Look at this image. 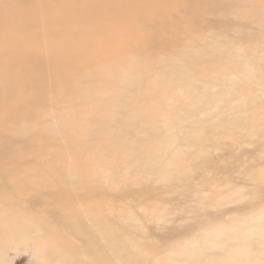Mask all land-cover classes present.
I'll return each instance as SVG.
<instances>
[{
    "label": "rangeland",
    "instance_id": "rangeland-1",
    "mask_svg": "<svg viewBox=\"0 0 264 264\" xmlns=\"http://www.w3.org/2000/svg\"><path fill=\"white\" fill-rule=\"evenodd\" d=\"M138 1L141 0L130 2L139 4ZM155 2L156 5L163 4L158 15L151 9L148 13L120 17V12L118 13V9L115 8L109 11L110 13L96 17V21L89 28L90 31L91 29L98 31L94 37L72 32L71 27L80 29L82 24L79 18L81 13H72L71 32L62 48L74 53L70 56L61 52L63 56H59V60L58 57L56 58L57 64L51 69L35 72L33 67H48L47 57L53 56L52 54L48 56L42 54L34 64L31 63L32 66L21 65L18 66L19 69L7 68L8 65L3 64L4 61L0 57V213L26 212L31 219L36 220V224L52 222L50 228L53 226L59 234L67 236L74 245L83 246L86 245V240L77 236L70 226L67 220L68 213L62 211L65 208L63 203L59 201L56 203L48 197L50 191L61 186L72 191L81 187L87 189L88 193L80 198L74 192L77 201L74 202L73 207L75 212L86 209L83 214L85 223L88 224L92 217L87 212L89 210L95 211L96 219L98 215L99 217L110 215V232H116L117 236H120L123 227L128 228L127 232L133 227L134 219L130 218L131 215L141 216L140 225H143V231L137 234L142 236L146 233L152 237L150 238L152 243L165 244L168 249L173 245L180 246L183 237L168 233L167 230L172 227L167 228V224L166 231L160 228L162 222L159 224L154 220V215L159 210L154 213L152 209L149 210L151 215L147 214V219H144V207L147 204H159L160 214L167 221L184 217L182 221H178L177 226L191 222V215L187 214L184 208L199 204L203 207L199 213L211 214L201 219V227L214 228L235 218L239 219L236 224H242L243 216L250 211L249 209L246 211V205L249 203L255 204L257 211L264 209V146L260 147L259 139L248 134L247 137L243 134L236 140L231 136L230 139H221L225 143H235L233 155L216 159L214 167L209 169L208 185L202 183L200 178L199 180L195 178L192 182L195 187L199 185L201 192L205 194L210 190L215 192L210 206H204L209 200L203 193L197 200L193 196L190 197L191 194L184 197L183 193L189 190L183 186L174 192L167 189V193L156 196L154 189H157L158 184L156 186L149 179L147 183L142 182L143 175L139 170L134 171L133 174V166L137 162L132 151L133 144L136 145L134 142L137 140L142 142L147 131L155 132L156 129L153 126L151 128L144 126L148 124H143L144 115H149V122L157 125L154 104L165 99L161 93L154 94L153 88L145 86L142 80L141 89L134 87L131 90L134 93L131 96L136 95L133 99L145 109L139 127L136 125V129H133V124L130 126L129 122L125 121L124 108L123 114H120L119 106L124 103L125 96V88L120 87L121 82L124 81L125 72L132 71L138 59H140L141 71L144 75L145 73L150 75L149 71L151 72L154 67L148 66L145 72V60H149L152 65L162 67L161 61L163 62L165 57L180 54L185 47L191 46L196 38L201 42L204 37L216 33L215 40L219 43L224 36L228 37L223 45H236L249 51H256L259 57L258 72L264 74V0L233 2L230 0L227 1V6L213 10L210 6L215 5L216 0H156ZM1 6L0 16L3 12V4ZM68 8L72 9L70 5ZM98 8L92 7L88 11L89 14L92 15ZM12 27L15 25H11L10 28ZM60 29L56 28V31ZM241 29L243 31L239 32ZM39 30L41 29H27L25 33L19 34V38L15 36L10 40L27 39L20 47L25 50L35 47L36 42L42 43L43 47L46 41L44 37L34 36V32ZM46 31L44 27L42 33ZM243 32L254 33V38L247 40L245 36L241 37L240 34ZM3 35L10 37L8 33ZM29 41H34L32 47L26 46ZM85 46H88L89 50L81 52ZM216 52L209 54L208 62L202 61L196 67L194 65L197 71L195 78L198 82L206 81L213 85L212 80L220 79L219 76L224 73L228 77H235L233 75L237 70L230 69V60L223 59V62L230 64L228 70L214 63L213 56L218 55ZM89 69L93 76L89 75ZM23 70L28 71L20 76ZM25 77L34 78V82L29 83ZM242 89L245 90L241 91V95L255 92L259 97V103H262L259 106L264 110L263 81L243 85ZM248 107L243 106V109ZM179 110L180 107L177 108V111ZM126 111L133 112L131 107ZM119 124L123 126L121 129ZM125 125L126 130L127 126H130L128 131L131 133L128 137L130 141L128 149H125V132H127ZM23 128L31 130L32 134L24 135ZM261 132L264 134V128ZM195 134H200L199 130ZM210 151L216 158L222 155L221 151L215 152L213 149ZM142 152L143 150L140 151ZM238 155L241 158H238ZM117 167L118 170L123 169L119 172V178H123L125 168L128 172H132V176L120 182L118 179L117 184L113 183L107 193V181L102 180L101 175L107 172V168L117 170ZM53 169L73 174L78 172V174L73 177L74 179L72 178L73 181L64 178L67 182H61L58 186L56 185L59 183L58 176ZM173 169V166L168 167L170 172H173ZM252 173L257 175L256 178H252L250 175ZM125 184L128 185L126 190L128 193L125 195L124 192L123 195L122 190H118ZM147 186L151 187L153 192L148 191L145 199L141 201L139 193L137 195L135 193ZM100 187L105 189L106 196L102 195L103 198L100 195ZM83 189L78 190L79 194L85 193ZM94 189H97L96 192ZM72 191H68V198ZM114 193L117 195L114 196ZM12 204L16 207H10ZM241 207L245 210H240ZM69 208L72 211V207ZM112 215L117 217L116 221ZM125 218L131 220L130 224L129 221L127 225L124 224ZM95 226L101 228V218H98ZM130 236L133 237V232ZM139 241L142 242L140 237ZM17 247L16 250L9 251L10 261L7 264H39L36 257L30 255L31 251L25 243L18 244Z\"/></svg>",
    "mask_w": 264,
    "mask_h": 264
},
{
    "label": "bare ground",
    "instance_id": "bare-ground-1",
    "mask_svg": "<svg viewBox=\"0 0 264 264\" xmlns=\"http://www.w3.org/2000/svg\"><path fill=\"white\" fill-rule=\"evenodd\" d=\"M130 1L133 0H0V13L2 11L1 4H3V12L0 16V57L4 61L3 64H7V68L10 69H19L18 66L21 65L22 67H30L32 66L31 63L34 64L42 54L45 56L52 54L53 56L47 57L48 67H33L35 72L45 71L57 64L56 58L58 57L59 60V56H63L60 54L61 52L71 56V53L74 52L68 49L64 50L62 45L71 32L70 23L74 12L75 14L76 12L81 13L79 18L82 24L80 29L71 27L73 28L72 32H80L81 35L94 37L98 31L93 29L90 31V25L96 21V17L115 8L118 9V13L120 12V17H125L135 13H148L151 9L158 15L163 7V4L156 5V0H141L138 1L139 4H132ZM227 1L230 0H216L215 5L210 6V4L209 6L211 10L219 9L227 6ZM233 1L231 0V2ZM69 5L72 9L68 8ZM92 7L99 8L90 15L88 11ZM207 12L211 11L207 10ZM27 18L28 20H26ZM11 25H15V27L10 28ZM44 27L47 31L42 33ZM35 28L41 29L34 32L35 38L44 37L46 40L43 47L42 43L38 42H36L35 47H32L34 41H29L26 46L32 48L25 50L20 47L27 39L10 40V38L14 39L15 36L18 37L20 33H25L27 29L33 30ZM56 28L61 29L56 31ZM242 31V29L239 30V32ZM5 33L10 34V37L3 35ZM240 36H245L247 40H251L254 38V33L243 32ZM215 37L216 33L214 35L211 33V35L204 37L201 42H198L197 38L194 39L191 46L185 47L180 54L176 53L170 57H165L164 61H161L162 67L152 65L149 60H145V72L148 66L154 67L151 72L149 71L150 75L146 73L144 75L140 69V59H138L133 70L125 72L124 81L121 82L120 87L125 88V96L123 98L124 103L119 106L120 114H123L124 108L125 121L129 122L130 126L133 124V129H136V125L139 127L140 118L145 109L137 103L136 99H133L136 95L131 96L134 95L131 91L132 88L141 89L140 83L144 80L145 86L153 88L154 94L161 93L165 97L163 103L156 102L154 104L157 125H152L148 119L149 115H144L143 124L148 123L144 126L150 128L153 126L156 128L155 132L147 131L142 142L138 140L134 142L136 145L133 144L132 150L137 159L136 165L133 166V174L134 171L139 170L143 175L141 177L142 182L147 183V179H149L156 186L158 184L157 192L154 189L156 196L164 194L167 189L174 192L183 186L189 190L183 193L184 197L191 194L190 197L193 196L197 200L203 192H201L199 185L198 187L193 185L192 182L195 178L198 180L200 178L202 183L208 185L210 182L209 169L214 167L217 162L216 159L233 155L235 143H225L221 141L223 138L230 139L231 136L236 140L243 134L244 137H247L248 134L259 139L260 147L264 146V134L261 132L264 128V110L259 106L262 103H259V97L255 92L249 93V95H241V91L245 90L242 89L243 85L247 86L259 80L264 82V74L258 72L259 57L257 52L236 45H223L224 41L228 39L227 36H224L220 43L215 40ZM86 50H89L88 46L83 47L81 52ZM212 52L218 53V55L213 56V61L220 68L223 66V69L227 68L228 70L230 64L223 62V59L230 60V69L237 70L236 74L233 75L235 77H228L224 73L219 76L220 79L212 80L213 85L211 82L204 81L202 83L196 80L197 71L196 68L194 69V65L196 67L202 61L208 62L209 54ZM6 70L9 71V69ZM27 71L23 70L20 76L25 75ZM89 75L93 76L90 69ZM25 78L28 79L29 83L34 82V78ZM138 100L141 101L142 99ZM243 106L249 107L244 110ZM130 107L131 111L133 110L131 113L126 111ZM169 107L173 108L168 109ZM178 107H180L179 111H177ZM130 126H127L126 130L125 125V131H127H124L125 149H128L130 143L128 141L131 134L128 131ZM122 127V124H119V129ZM22 130L26 136L32 134L29 129L23 128ZM197 130L200 133L198 135L195 134ZM21 134L23 135V133ZM210 149L215 150V152L221 151L223 156L216 158ZM141 150H143L142 153H140ZM193 162L194 164H192ZM172 166L174 169L173 172H170L168 167ZM53 170L58 176L59 183L56 184L58 186L61 182H67L65 179L72 180L78 174V172L73 174L72 172ZM124 170L123 178H119V172L123 169L119 168L118 170V167L117 170L116 168H107V172L101 175V179L107 181V193H109L113 183L117 184L118 179L120 182L122 179L124 181L126 177L132 176V172H128V169L125 168ZM250 171L249 169L248 172ZM79 172L81 173V170ZM250 175L252 178L257 176L255 173ZM127 188L128 185L125 184L118 191L122 190L121 194L123 192L124 195L125 192L126 195L128 193ZM79 189L83 188H74L72 191L61 186L50 191L48 197L56 203L58 201L63 203L66 209L61 207L60 211L62 209L63 212L68 213L67 220L71 224L70 226L77 236L86 240V245H74L67 236L59 234L53 226L50 228L52 222L50 224L47 221L40 225L36 224V220L31 219L26 212H3L0 213V264H7L10 261L9 251L16 250L17 245L21 243L27 245L31 251L30 255L33 258L36 257L39 264H264V209L257 211L255 204L246 205V211L248 209L250 211L246 212V215L244 214L242 224H236L235 222L239 219L235 218L223 222L221 223L222 226L218 225L215 228L201 227L200 222L203 218L209 217L211 214L199 213V210L203 209L199 204L184 208V211L191 215V222L179 226H177L178 221H182L184 217L167 221L160 214L159 204H147L144 207V219L151 215L149 210L152 209V213L159 210L154 215V220L159 224L162 222L160 228L166 231L165 225L167 224V228L172 227L167 230L168 233L183 237V243L180 246L173 245L167 249L165 244L152 243L150 241L152 237H149L145 232L142 236L137 234L143 231V225H140L141 216L134 215L133 217L131 215L130 218L134 219L133 227L129 232H127L128 228L123 227L121 230L124 234L122 233L120 236H117L116 232H110V215L107 217H102V215L99 217L98 215V218H101V228H98L95 226L98 220V218L96 219L97 214L94 210H89L87 212L92 217L88 224L85 223L83 214H85L86 209L75 212L73 207L74 202L77 201L74 192L80 198L88 193L87 189H83L85 193L81 195L78 192ZM96 190L94 189L95 192ZM99 190L101 197L102 195L106 196L104 187H100ZM68 191H72L69 198ZM148 191L152 193L153 189L148 186L143 187L142 191L136 192L135 195L139 193V199L142 201ZM114 194V196L117 195ZM203 194L209 200L204 206H210L211 201H213L211 198L215 192L210 190ZM10 207L16 206L12 204ZM69 207H72L73 212L70 211ZM240 210L244 211L245 208L241 207ZM112 216L116 221L117 217ZM125 220V225L128 221L130 224L131 220L128 218ZM132 232L133 237L130 236ZM139 237L142 242L139 241Z\"/></svg>",
    "mask_w": 264,
    "mask_h": 264
}]
</instances>
